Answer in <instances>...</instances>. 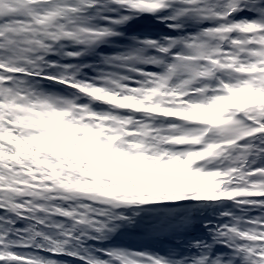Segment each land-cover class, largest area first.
Instances as JSON below:
<instances>
[{
    "label": "snow or ice",
    "instance_id": "snow-or-ice-1",
    "mask_svg": "<svg viewBox=\"0 0 264 264\" xmlns=\"http://www.w3.org/2000/svg\"><path fill=\"white\" fill-rule=\"evenodd\" d=\"M63 257L264 264V0H0V264Z\"/></svg>",
    "mask_w": 264,
    "mask_h": 264
},
{
    "label": "rangeland",
    "instance_id": "rangeland-1",
    "mask_svg": "<svg viewBox=\"0 0 264 264\" xmlns=\"http://www.w3.org/2000/svg\"><path fill=\"white\" fill-rule=\"evenodd\" d=\"M150 22H152V23H156V22H158V21H156L155 19H150L149 20ZM152 32H154V31H152ZM130 33V32H129ZM159 33H160V31H159ZM141 34H144L143 32H141ZM130 35V34H129ZM132 37V36H131ZM124 38L125 39H127V41H121L120 39H118L117 41H116V45L117 46H115V45H113V46H109L108 47V50L107 51H105V53L104 54H108V53H111V52H113V51H116V50H118V48H120V47H122V46H124V45H126V44H128L129 42H130V40H129V38L130 37H127L126 36V32H125V36H124ZM118 45H121L120 47H118ZM65 257H63V259H61V260H65L64 259ZM65 261H67V260H65ZM68 262V261H67Z\"/></svg>",
    "mask_w": 264,
    "mask_h": 264
},
{
    "label": "trees",
    "instance_id": "trees-1",
    "mask_svg": "<svg viewBox=\"0 0 264 264\" xmlns=\"http://www.w3.org/2000/svg\"><path fill=\"white\" fill-rule=\"evenodd\" d=\"M126 239L129 241H136L139 239V237L138 236H129V237H126ZM61 261H62V264H67V263L69 264L70 263V259L68 260V262L65 260H61Z\"/></svg>",
    "mask_w": 264,
    "mask_h": 264
}]
</instances>
